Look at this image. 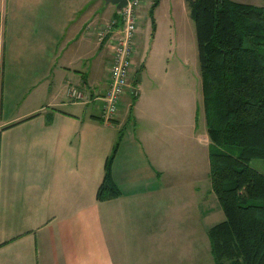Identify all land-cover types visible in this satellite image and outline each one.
I'll return each instance as SVG.
<instances>
[{"label":"crops","instance_id":"obj_1","mask_svg":"<svg viewBox=\"0 0 264 264\" xmlns=\"http://www.w3.org/2000/svg\"><path fill=\"white\" fill-rule=\"evenodd\" d=\"M153 3L139 9L131 88L106 121L96 97L111 48L98 30L120 16L117 6L0 0V264H141L142 255L164 264L176 237L189 250L190 237L225 219L204 107L199 132L194 97L179 98L169 81L186 72L181 58L171 76L139 58L142 11ZM71 86L85 99L70 97ZM121 131L112 177L122 193L99 200ZM185 245L172 264L190 259Z\"/></svg>","mask_w":264,"mask_h":264},{"label":"trees","instance_id":"obj_2","mask_svg":"<svg viewBox=\"0 0 264 264\" xmlns=\"http://www.w3.org/2000/svg\"><path fill=\"white\" fill-rule=\"evenodd\" d=\"M196 21L213 191L225 219L208 229L215 264H264V4L187 0ZM159 0H154L153 13ZM106 160L99 200L122 193ZM239 148L238 153L229 150Z\"/></svg>","mask_w":264,"mask_h":264},{"label":"rangeland","instance_id":"obj_3","mask_svg":"<svg viewBox=\"0 0 264 264\" xmlns=\"http://www.w3.org/2000/svg\"><path fill=\"white\" fill-rule=\"evenodd\" d=\"M238 1L249 2L255 5L264 4V0ZM171 6H173L174 14L170 11ZM149 7H144L142 11V25L140 30L142 39L137 42L138 47H140L139 58L147 56L151 61L150 66L153 64L154 69L160 72H165L169 69L168 75L170 74V76L172 71L175 70L174 66L180 64L181 61L183 62L186 72L177 75L175 79L170 78L169 81L171 86L175 87V92H177L179 98L185 92L189 96L194 97L197 126H199L198 131L202 132L205 128V116L203 114V103L201 99L202 79L200 57L198 56L199 45L197 43L196 21L192 17L188 1L163 0L162 5L157 10H154L153 13L149 12ZM180 58L181 61H178ZM107 66L108 63L106 64V69ZM143 80L145 81L146 78L143 77ZM143 84H146V82ZM124 106L127 107L126 104ZM229 150L234 153L239 152V148L236 145H230ZM251 165L264 172L263 159L254 157ZM219 207L220 211L224 214L223 207H221L220 203ZM184 237H176L174 239V254H172L173 252H171L172 249L170 248L164 256H159L161 261L167 259L168 264H172V260L174 262L176 258L177 261L179 260L177 251H179L182 245L184 246L186 244L185 241L187 242V239ZM189 243V250L188 244L184 247L186 250L184 254L186 259L190 257V259L186 260L185 264H215L214 255L211 253V242L209 241L208 230L205 234H200L198 238L190 237ZM145 260H149V257L145 258L143 255L140 256L141 264H146Z\"/></svg>","mask_w":264,"mask_h":264},{"label":"built area","instance_id":"obj_4","mask_svg":"<svg viewBox=\"0 0 264 264\" xmlns=\"http://www.w3.org/2000/svg\"><path fill=\"white\" fill-rule=\"evenodd\" d=\"M121 8L120 16L114 17L98 30L102 39L110 44V63L108 86L97 94L102 99L100 116L106 121H113L119 111V103L131 88L130 79L133 75L134 55L137 50L136 39L139 28V9L143 0H127ZM132 93H135L134 88ZM68 94L75 100H84L85 95L77 86H71Z\"/></svg>","mask_w":264,"mask_h":264},{"label":"water","instance_id":"obj_5","mask_svg":"<svg viewBox=\"0 0 264 264\" xmlns=\"http://www.w3.org/2000/svg\"><path fill=\"white\" fill-rule=\"evenodd\" d=\"M105 2H112L117 6L118 12L120 13L121 8L128 3L127 0H105Z\"/></svg>","mask_w":264,"mask_h":264}]
</instances>
